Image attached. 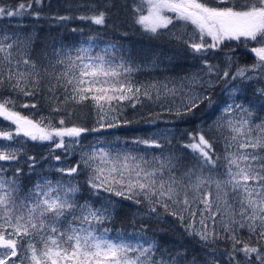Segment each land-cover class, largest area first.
I'll return each instance as SVG.
<instances>
[{
	"label": "snow or ice",
	"instance_id": "snow-or-ice-1",
	"mask_svg": "<svg viewBox=\"0 0 264 264\" xmlns=\"http://www.w3.org/2000/svg\"><path fill=\"white\" fill-rule=\"evenodd\" d=\"M42 3L18 0L11 7L0 6V19L39 18L40 12L33 8ZM90 10L92 14L76 18L99 26L108 23L106 8ZM131 13L144 32L160 36L166 30L186 45L216 80L264 79V0H133ZM233 41L256 58L251 65L237 67L235 73L229 71L235 64ZM33 45L30 35L0 33V118L14 125L0 129V141L19 144H0V162L19 163L24 143L17 137L50 142V155L56 161L62 159L56 149L65 156L79 151V159L55 169L59 180L44 178L29 190L19 180L20 167L8 177V169L0 164V264H185L186 253L165 257L155 242L111 238L109 229L102 226L112 218L119 201L109 198L101 207L79 203L81 185L76 181L81 173L93 195L110 193L147 205L149 215L158 219L170 216L180 222L202 242L207 252L204 264H264V121L256 123L250 109L233 100L207 130L188 133L187 142L180 144L185 154L171 148L165 153V144H172L167 138L164 142L155 138L134 141L159 149V155L135 150L113 153L97 146L85 150V134L119 126L124 109L143 106L145 100L157 103L179 93L181 103L166 111L179 119L193 116L205 102L211 105L210 89L215 81L193 75L179 81L138 84L132 74L140 69L118 56L115 44L93 55L91 38L89 46L77 48L75 55L63 46L36 54ZM213 50L226 57L223 71L208 63ZM197 85L204 90L196 91ZM259 92L264 96V89ZM38 95L47 99L49 116L37 119L35 112L24 115L17 110L20 97ZM89 101L99 127L68 126L69 107ZM19 107L35 110L38 105L22 103ZM53 114L63 115L53 123ZM159 118L156 113L151 122ZM221 140L223 155H217L216 143ZM27 160L30 168L35 166V157ZM221 242L223 250L213 247ZM191 264H196L195 258Z\"/></svg>",
	"mask_w": 264,
	"mask_h": 264
},
{
	"label": "trees",
	"instance_id": "trees-1",
	"mask_svg": "<svg viewBox=\"0 0 264 264\" xmlns=\"http://www.w3.org/2000/svg\"><path fill=\"white\" fill-rule=\"evenodd\" d=\"M18 0H0V6L11 7ZM133 0H43L41 5H34L33 11H39L40 16L25 15L24 17L3 18L0 19L2 26L11 27L12 32L20 33L23 36L30 35L34 41L36 54L45 50L50 53L52 44L59 42L66 45L76 46L87 44L91 38L93 55L101 52L108 45L115 44L117 55H122L126 61H130L140 69L134 72L132 77L134 81L145 80H176L188 76L198 75L203 77L207 75V69L203 61L194 55L182 42L173 39L164 31L160 36H154L144 32L134 23L131 13ZM100 10L107 9L108 23L105 26L94 25L90 21H82L76 17L80 15L92 14L91 8ZM60 16H68L71 19L61 21ZM190 27V26H189ZM189 27L187 28L189 30ZM75 29L76 31H73ZM191 29V28H190ZM179 30V25H178ZM230 47L236 49L235 64L232 68L251 65L256 62V58L249 51L245 50L238 42H230ZM228 49L225 48L224 52ZM226 57L223 52L213 50L208 54V63L219 66L223 71L226 67ZM231 68V69H232ZM229 69V71L231 70ZM213 79H216L215 74ZM210 75V76H211ZM224 80H216V83L210 89L212 103L209 106L207 102L202 104L199 110L191 117L183 119L176 118L169 114L166 108L161 104L145 100L143 106L137 105L135 109L126 107L124 115L119 117V126L115 128L104 127V135L118 144H127L136 149H152L144 145L134 143L137 139L152 138L151 135L157 125L162 121L170 122V136L167 139L172 140L171 145L165 144V153L171 148L178 154H185L180 149V144L187 142L188 133L195 132L201 128L207 130L217 120L220 106L227 99L226 92L222 86ZM254 81H245L243 85V97L241 98L246 107L253 113L255 119L264 118V96L255 91ZM263 84V85H262ZM263 87L264 82L259 84ZM14 95V94H12ZM22 103H37V109L20 108ZM127 104V102H124ZM17 110L24 115L36 113L49 116V107L47 99H42L40 95L34 98L20 97L17 101ZM54 106V105H53ZM71 120L68 126L73 123L80 124L89 128L99 127L96 123V110L91 107V102L84 105H73L68 109ZM160 113V118L151 122L154 114ZM61 115L53 114V123L61 118ZM67 119V117H65ZM130 121L125 124L124 120ZM95 132H89L82 137L84 148L93 140ZM164 142L165 138L158 139ZM137 146V147H136ZM159 153V149H152ZM217 155H223V142L216 143ZM24 155L21 156L19 163L0 162L8 169L6 175L11 177L16 167H20L22 172L19 176L23 188L31 189L34 183L44 176L53 181L59 180L60 173L55 171L54 165L68 167L79 159V151L75 155L65 156L60 149L55 150V154L61 155V161H56L50 153L52 148L50 143L26 140L23 149ZM28 156L36 158L35 166L30 168ZM223 171V168L220 169ZM86 175L81 173L77 181L81 185V191L77 193L78 202L83 204L85 201L92 203L95 207H101L109 198L119 201L112 218L102 227L109 229V236L119 238L139 237L150 242H155L160 252L165 257L168 254L177 252L186 253L187 260L185 264H191L193 258L196 264H204L207 252L202 247V242L198 237L191 236L181 226L180 222L173 217L157 218L154 214L149 215L147 205H136L131 201L120 200L118 197L111 196L110 193L100 192L99 196L93 195L89 190L86 181ZM67 179V177H65ZM213 247L224 249L221 242ZM157 253V256L160 255Z\"/></svg>",
	"mask_w": 264,
	"mask_h": 264
},
{
	"label": "rangeland",
	"instance_id": "rangeland-1",
	"mask_svg": "<svg viewBox=\"0 0 264 264\" xmlns=\"http://www.w3.org/2000/svg\"><path fill=\"white\" fill-rule=\"evenodd\" d=\"M190 28H191V26L189 27V30L187 29L188 32H191ZM0 33H9V34L16 33V34L21 35L20 33L12 32L11 31V27L2 26V24H0ZM21 36H23V35H21ZM82 45L87 47V44H80V45H76V46H71V45H66V44H62V43H59V42H55L51 46L52 47L51 51L53 50V48L61 49V47L63 46V50L64 51H70V52H72L73 55H75V50L77 48L81 47ZM51 51H50V53H51ZM134 66H135V64H134ZM239 67H243V66H239ZM236 68L237 67L232 68L230 70V72L235 73ZM210 75L211 74H207V75L204 74L203 77H200V78H202V81L213 80L216 83V79H213L214 78L213 75H211V76ZM188 77H191V76H188ZM181 79L182 78L176 79L175 81H179ZM167 81H169V80H145V81H140V82H136L135 81V82L138 83V84L147 85V84L153 83V82H167ZM245 81H249V82L250 81H254V82H256V83H253V84H255V86H256L255 87V89H256L255 91H258L257 93H260L259 90L263 89V87H262L263 84L261 85V87H259V84H261V82H264V79H260L258 76L254 77L252 80H243L241 78H237L236 80H229L227 82L224 81L222 86L224 88V91L226 92L227 99L220 106V109H219L217 117H219L221 115L222 109L226 106V104L232 103L233 100H235L236 103L244 104V102L242 101L241 98L243 97V92H242L243 85H242V83L245 82ZM206 87H207V85H204V88H206ZM233 88H235L237 90L235 93L232 92ZM195 90L199 92V91H203L204 89L201 88L199 85H197V86H195ZM158 103L163 105V107H165L166 109L168 107L175 108L176 106H178L181 103V96L178 93L176 95V97L163 98ZM244 106L246 107L245 104H244ZM253 119L255 120L256 123H260L261 121H264V118L255 119L253 117ZM12 128H14V125H11L10 122L4 121L3 118H0V129L9 130V129H12ZM170 128H171V125H170V122L168 120L162 121L161 124H159V125H157L155 127L154 132L152 133L151 137L155 138V139L167 138L168 136H170V133H171ZM102 131H103V128H100L99 131L95 132L93 140L84 148L85 150H88L89 146H97V147H104V148L112 151L113 153L115 151L123 152V151H127V150H135L139 154H149V155L156 154V155H159V153L153 151L152 149H144V150L140 149L139 150V149H136V148H131L127 144H123V143L122 144H118L116 142L110 141L106 137V135H104V132H102ZM16 139L20 140V141H23L24 147H25V143H26L27 138L17 137ZM45 142H47V141H45ZM47 143H50V142H47ZM0 144H11L13 147H19V144H16L15 142L0 141ZM24 147H23V149H24ZM58 167H62V166L58 165V164L54 165L55 169L58 168ZM223 171H224V169H223ZM44 178L52 180L51 178L44 176L42 178H39L35 183H37L38 181H40V180H42ZM53 182H55V181H53ZM111 238H113V237H111ZM113 239H117V238H113ZM127 239H131L133 242H135L134 238H127Z\"/></svg>",
	"mask_w": 264,
	"mask_h": 264
}]
</instances>
